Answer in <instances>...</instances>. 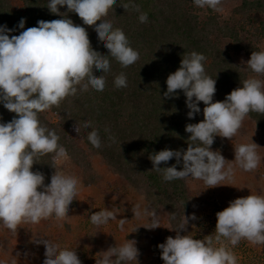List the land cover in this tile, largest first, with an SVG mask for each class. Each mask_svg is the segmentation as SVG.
I'll use <instances>...</instances> for the list:
<instances>
[{
	"label": "clouds",
	"instance_id": "clouds-1",
	"mask_svg": "<svg viewBox=\"0 0 264 264\" xmlns=\"http://www.w3.org/2000/svg\"><path fill=\"white\" fill-rule=\"evenodd\" d=\"M223 0H193L200 9L222 11ZM116 0H49L47 7L61 19L39 20L37 26L29 27L19 35H9L17 28L24 29L26 18H21L17 26L8 28L0 25V104L16 115L3 122L0 118V222L15 232L23 223H39L55 216L66 218L69 206L78 193L79 178L64 172L54 173L50 182L45 183V175L33 171L39 158L54 153L55 161L67 157L65 147L59 144L60 137L55 130L48 129L39 113L59 106L68 96H74L78 87L86 91L91 87L103 91L106 86L104 73L110 71L108 56L115 58L127 68L139 60V52L130 45L121 28L113 26L107 16ZM125 10L130 7L139 12L141 23L148 21V15L140 12L134 0L120 4ZM67 6L66 12L60 7ZM74 12L82 19L83 25L94 26L97 39L103 42L108 54H100L91 45L88 32L82 25L74 24L68 17ZM206 57L192 51L184 55L179 68L166 79V98L178 95L182 90L186 96L187 116L194 118L200 113L203 102L204 119L189 123L185 131L190 133L186 150L165 148L149 156L152 169L161 173L165 181L192 177L202 180L207 188L220 185L231 179L235 168L226 165L220 151L212 150L215 137L233 139L245 117L256 112L264 114V79L250 77L233 89L223 101H213L216 79L206 73ZM245 64L258 76H264V50L253 51ZM101 70V75H96ZM116 88L128 86L126 75L121 72L114 78ZM80 127L88 129L92 122L85 120ZM76 128L75 132H79ZM114 139V138H112ZM87 140L95 148L102 146L99 131L93 128L87 133ZM256 143H241L234 146L235 166L244 171L258 168L261 156L256 151ZM175 158L176 164L161 167ZM182 168L177 169L181 164ZM136 217L146 215L149 229L160 225L154 210L137 206L132 211ZM96 226L117 219L114 211L100 210L90 215ZM215 235L203 239L185 234L189 220L197 219L195 213L182 217L173 238L169 236L158 247L164 264H238L232 251L241 240L251 244H264V195L249 194L230 201L228 206L216 213ZM175 219V216L172 217ZM124 219H120L123 229ZM183 233V234H182ZM43 244V264H82L74 249L64 248L49 240L36 239ZM139 249L134 240L120 246H111L96 264H127L138 261ZM13 264L15 262L13 261Z\"/></svg>",
	"mask_w": 264,
	"mask_h": 264
},
{
	"label": "trees",
	"instance_id": "trees-1",
	"mask_svg": "<svg viewBox=\"0 0 264 264\" xmlns=\"http://www.w3.org/2000/svg\"><path fill=\"white\" fill-rule=\"evenodd\" d=\"M238 11L258 12L264 16V0H238ZM49 0H23L21 7L13 5L11 0H0V25L8 28L18 25L21 18H26L25 28L9 35H19L29 27L37 26L39 20L51 21L61 19L47 7ZM128 0H116V4L108 10L103 19L112 21L113 26L121 28L133 49L139 52V60L127 68L108 56L110 71L104 73L106 86L103 91L89 87L81 91L78 87L74 96H68L60 105L49 110L57 116L51 120L46 111L39 113L41 123L48 129L55 130L69 155L84 154L79 150L78 138L72 133L80 128L77 135L95 153L102 156L113 171L136 188L144 189L150 207L155 212L166 214L167 229L175 236L184 212L189 216L195 207L190 190V177L165 181L162 174L153 170L149 156L165 148L186 150L190 133L185 131L186 124L198 123L204 119L203 102H200V113L189 118L186 96L182 90L178 95L166 98V79L176 71L184 55L192 51L202 53L206 57V73L216 79V92L213 101H223L233 89L240 87L241 82L257 75L246 64L238 63L232 53L246 56L261 48L244 36L240 28L222 24L217 14H209L202 18L196 11L193 0H134L140 12L148 15V21L138 20L139 12L133 8L125 10L122 3ZM61 12L67 6H58ZM68 17L74 24L86 28L91 45L100 54L107 55L108 49L97 39L94 26L83 25L78 14L69 12ZM261 31L264 34V20ZM123 72L127 77L128 86L116 88L114 78ZM101 75V70H96ZM264 79V76H259ZM16 114L0 104V118L3 122L13 119ZM259 128L264 129V114L251 112L248 114ZM91 121L92 127H80L82 121ZM93 128L99 131L102 146L95 148L87 140V133ZM114 138V139H112ZM219 137L216 136L212 150L220 149ZM80 151V152H79ZM54 153L39 158L33 165V171L39 170L45 175V183L56 171ZM176 164L175 158L162 163L161 167ZM182 168L181 164L177 169ZM175 216V219L172 217ZM213 223H210V227ZM192 222L189 220L190 235ZM214 226V224H213ZM213 232V230H212ZM183 234V233H182ZM196 237L199 236V232ZM161 238L154 239L157 256L161 255L158 245ZM240 243V242H239ZM263 246L264 244H259ZM158 258L154 259L156 263ZM238 264L239 259H237ZM136 264V262H127Z\"/></svg>",
	"mask_w": 264,
	"mask_h": 264
},
{
	"label": "rangeland",
	"instance_id": "rangeland-1",
	"mask_svg": "<svg viewBox=\"0 0 264 264\" xmlns=\"http://www.w3.org/2000/svg\"><path fill=\"white\" fill-rule=\"evenodd\" d=\"M13 5L21 7L23 0H11ZM238 0H223L222 11L200 9L196 11L202 18L209 14H217L222 24H229L240 28L242 34L264 50V34L261 31L264 16L258 12H240ZM234 59L245 64L248 58L244 55L232 53ZM253 77L259 78L258 75ZM51 120L57 116L46 110ZM78 138L80 155H69L56 161L57 172L74 174L79 178L78 193L69 206V215L58 220L55 216L41 220L39 223H23L15 232L8 230L0 222V264H43L44 246L36 244L34 240L43 239L56 243L60 249L69 248L77 251L82 264H96L103 251L111 246H120L129 240H134L139 249L136 264H164L161 255L157 256L154 239L161 238L162 243L169 236L175 237L167 229L166 214L157 213L160 225L149 229L150 218L146 215L136 217L132 212L137 206L141 210L150 207L144 189H139L117 175L105 162L101 155L93 152L88 145L73 132ZM219 137L220 149L218 151L225 157L226 165L232 164L234 174L229 180L212 188L198 179L190 177V190L193 195L197 219L191 220L193 226L190 235L203 239L206 235H215L216 213L228 206L229 202L238 197L251 194L264 195V129L247 115L241 128L233 139ZM241 143H256L257 153L261 162L257 169L244 171L235 166L234 146ZM114 211L117 219L110 220L107 224L96 226L91 223L90 215L100 210ZM120 219H124L123 229ZM210 223H213L210 227ZM144 225V226H142ZM213 230V232H212ZM199 232V236L196 237ZM263 246L254 245L247 240H241L232 251L241 264H264ZM158 258L156 263L154 259ZM134 262V261H132Z\"/></svg>",
	"mask_w": 264,
	"mask_h": 264
}]
</instances>
